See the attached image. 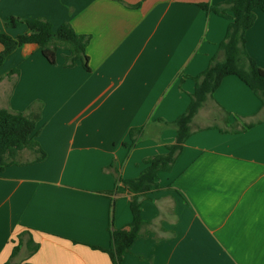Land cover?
<instances>
[{"label": "crops", "instance_id": "0c3cea01", "mask_svg": "<svg viewBox=\"0 0 264 264\" xmlns=\"http://www.w3.org/2000/svg\"><path fill=\"white\" fill-rule=\"evenodd\" d=\"M225 1L0 0V32L12 38L26 28L4 27L8 17L54 30L68 24L89 37L88 70L65 67L66 50L51 65L35 44L0 67V109L39 112L45 153L31 163L36 155L22 150L0 172V264H110L90 246L107 249L111 226L131 221L130 196L116 178H136L146 158L174 143L165 123L188 106L192 77L222 59L229 24L198 4ZM255 14L245 49L264 72V13ZM131 129L143 135L130 149ZM190 130L171 170L159 173L163 189L142 200L146 224L121 264H264V104L226 77ZM29 239L38 246L32 255Z\"/></svg>", "mask_w": 264, "mask_h": 264}, {"label": "trees", "instance_id": "16d2710c", "mask_svg": "<svg viewBox=\"0 0 264 264\" xmlns=\"http://www.w3.org/2000/svg\"><path fill=\"white\" fill-rule=\"evenodd\" d=\"M198 7L205 13H212L229 20L224 39L218 48L222 59L213 57L205 70L192 77L194 90L189 96L188 106L174 121L165 123L166 126H172L176 133L174 143L166 147L167 152L146 158L143 161L144 168L136 178L122 179L120 176L116 178L130 196L131 221L127 229H115L111 226L110 245L107 249L90 246L93 250L107 254L110 264H121L123 255L129 251L130 246L139 236L142 227L146 224L141 218L142 200L149 194L163 189L158 184L159 173L171 170L185 142L191 136L190 124L193 118L219 88L223 79L230 76L238 78L264 104V72L249 57L245 49V34L255 22L256 11L264 13V0H226L219 5L198 4ZM4 27L12 29L25 27L26 32L14 38L0 32L2 46L0 67L17 48L25 44H35L51 65L55 64L56 53L64 49L68 52L65 57V67H72L76 62H81L83 68L88 70L86 49L89 37L76 34L68 24H63L54 30L48 21L38 18L20 20L8 17ZM39 119V112L33 111L32 108L27 115L11 114L0 109V172L5 167L15 164L17 153L22 150H28L36 155L31 163L42 162L45 159V153L36 141V126ZM234 128L235 126L231 125V129ZM142 135L143 129H131L130 144L126 146L131 149ZM21 247L19 240L13 246L10 258L17 256ZM27 248L32 255L37 251L38 246L29 239Z\"/></svg>", "mask_w": 264, "mask_h": 264}, {"label": "rangeland", "instance_id": "374dc122", "mask_svg": "<svg viewBox=\"0 0 264 264\" xmlns=\"http://www.w3.org/2000/svg\"><path fill=\"white\" fill-rule=\"evenodd\" d=\"M62 50H64V49H61V50H59L58 52H62ZM67 51V50H66ZM26 255V252H25V249H23V251H22V253L18 256V257H24Z\"/></svg>", "mask_w": 264, "mask_h": 264}]
</instances>
